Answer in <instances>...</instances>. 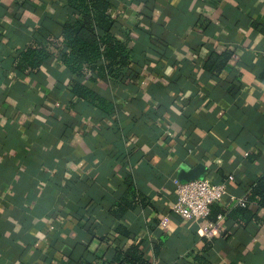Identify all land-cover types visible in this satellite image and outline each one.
Segmentation results:
<instances>
[{"label":"crops","instance_id":"crops-1","mask_svg":"<svg viewBox=\"0 0 264 264\" xmlns=\"http://www.w3.org/2000/svg\"><path fill=\"white\" fill-rule=\"evenodd\" d=\"M109 1L133 55L120 80L56 58L17 70L69 13L0 0V264H104L137 243L151 264H264V207L247 199L264 175V0ZM195 167L234 196L210 206L211 236L171 210Z\"/></svg>","mask_w":264,"mask_h":264},{"label":"trees","instance_id":"trees-1","mask_svg":"<svg viewBox=\"0 0 264 264\" xmlns=\"http://www.w3.org/2000/svg\"><path fill=\"white\" fill-rule=\"evenodd\" d=\"M69 13L61 23L59 35L47 36L42 42L32 41L14 59V66L21 72H30L49 58H56L75 76H93L120 80L123 70L131 61L132 49L126 40L116 35L115 6L109 0H65ZM218 60V61H216ZM224 63L213 58L204 67L218 71ZM72 93L91 104L98 96L85 85L74 81ZM264 207V175L257 180L247 195ZM124 203V202H123ZM125 207L118 203L112 214L119 219ZM120 231V226L116 227ZM158 244L154 245V249ZM104 264H151L140 248L131 244L124 250L116 249L112 258Z\"/></svg>","mask_w":264,"mask_h":264},{"label":"built area","instance_id":"built-area-1","mask_svg":"<svg viewBox=\"0 0 264 264\" xmlns=\"http://www.w3.org/2000/svg\"><path fill=\"white\" fill-rule=\"evenodd\" d=\"M175 201L171 207L173 213L183 220L205 221L201 225L202 235L211 236L212 230L220 224L207 220L210 206L215 202H220L225 195H228L226 186L223 183H215L206 177H199L187 182L174 181ZM234 199V196L228 195Z\"/></svg>","mask_w":264,"mask_h":264},{"label":"water","instance_id":"water-1","mask_svg":"<svg viewBox=\"0 0 264 264\" xmlns=\"http://www.w3.org/2000/svg\"><path fill=\"white\" fill-rule=\"evenodd\" d=\"M203 171L199 167H195L190 170H181L178 174V180L180 182H187L199 178Z\"/></svg>","mask_w":264,"mask_h":264}]
</instances>
